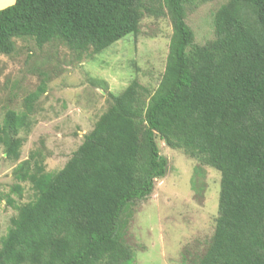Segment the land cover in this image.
Returning <instances> with one entry per match:
<instances>
[{
  "label": "trees",
  "instance_id": "16d2710c",
  "mask_svg": "<svg viewBox=\"0 0 264 264\" xmlns=\"http://www.w3.org/2000/svg\"><path fill=\"white\" fill-rule=\"evenodd\" d=\"M208 0H14L0 9V54L16 38L58 41L77 58L138 32L143 17H168L164 71L151 92L135 78L107 106L62 168L40 149L12 170L0 200L17 213L0 239V264H132L124 230L135 203L165 175L157 139L220 173L213 233L195 264H264V0H225L213 37L199 44L187 12ZM43 73L23 108L5 106L0 147L17 161L44 92ZM107 90V87H103ZM23 183L33 198L17 204Z\"/></svg>",
  "mask_w": 264,
  "mask_h": 264
},
{
  "label": "rangeland",
  "instance_id": "374dc122",
  "mask_svg": "<svg viewBox=\"0 0 264 264\" xmlns=\"http://www.w3.org/2000/svg\"><path fill=\"white\" fill-rule=\"evenodd\" d=\"M11 1L0 0V5ZM224 1L208 0L187 12L196 43L213 37L212 16ZM171 33L168 17L145 16L137 33L81 58L58 41L39 47L30 38H16L15 51L0 54V120L5 106L23 108L24 97L36 90L43 73L48 80L32 104L29 129L20 132L24 141L19 160L6 159L0 147V195L15 181V165L32 150L40 149L47 171L62 168L105 110L108 91L119 93L135 78L152 92L165 68ZM157 141L167 160L165 175L134 204L123 238L134 252L132 264H195V256L204 252L214 230L220 173ZM11 196L17 204L26 203L33 190L23 183L22 195ZM16 213L0 200V239Z\"/></svg>",
  "mask_w": 264,
  "mask_h": 264
},
{
  "label": "crops",
  "instance_id": "0c3cea01",
  "mask_svg": "<svg viewBox=\"0 0 264 264\" xmlns=\"http://www.w3.org/2000/svg\"><path fill=\"white\" fill-rule=\"evenodd\" d=\"M13 2H14V0H12L11 2H8L6 4L0 5V9L6 7V6L10 5V4H12Z\"/></svg>",
  "mask_w": 264,
  "mask_h": 264
}]
</instances>
